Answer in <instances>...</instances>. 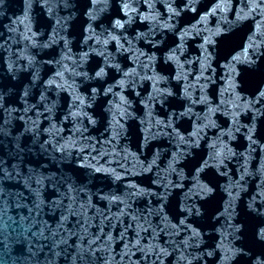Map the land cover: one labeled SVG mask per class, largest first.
<instances>
[{"label":"water","instance_id":"water-1","mask_svg":"<svg viewBox=\"0 0 264 264\" xmlns=\"http://www.w3.org/2000/svg\"><path fill=\"white\" fill-rule=\"evenodd\" d=\"M0 264H264V0H0Z\"/></svg>","mask_w":264,"mask_h":264}]
</instances>
